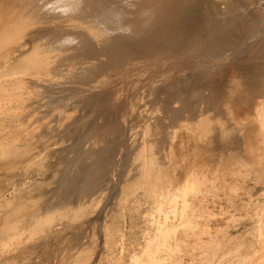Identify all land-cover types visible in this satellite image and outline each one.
I'll return each instance as SVG.
<instances>
[{"label":"rangeland","instance_id":"rangeland-1","mask_svg":"<svg viewBox=\"0 0 264 264\" xmlns=\"http://www.w3.org/2000/svg\"><path fill=\"white\" fill-rule=\"evenodd\" d=\"M166 1L149 32L129 41L149 38L167 59L165 53L160 62L158 56L144 59L135 53L125 56L119 67L100 64L89 78L94 86L89 79L71 76V49L44 53L46 36L53 33L49 26L58 28L59 22L27 16L13 24L6 12L11 26L7 32L5 13L0 15V29L7 32L0 30V264H264V0ZM93 23V30L87 29L88 23L73 25L85 27L101 47L109 33ZM96 37L101 38L98 43ZM194 43L211 49L192 56L186 49ZM34 46L41 52L38 65L32 61ZM180 208L186 210L181 214ZM10 224H15L13 230ZM160 228H167L168 235Z\"/></svg>","mask_w":264,"mask_h":264},{"label":"bare ground","instance_id":"bare-ground-1","mask_svg":"<svg viewBox=\"0 0 264 264\" xmlns=\"http://www.w3.org/2000/svg\"><path fill=\"white\" fill-rule=\"evenodd\" d=\"M208 1V0H207ZM235 1V0H234ZM247 1V0H246ZM165 2H167L166 0H1L0 1V15H2L3 13H5L4 15H5V20H7V22L6 23H4V26H6V24L8 25V19H10V18H8V17H11V19H13L14 21H9V22H13V24H14V22L16 21L17 22V20L18 21H20L21 19L23 20V17L25 18H27V16H28V19H30V18H34V20L35 19H38V21H40L41 19H43V20H52L51 22H53V21H55V23L57 22V24H58V22H59V24H58V28H57V26H55L56 27V29L54 30V28L55 27H51V26H49L50 28H52V34H44L43 36H44V38H45V35H47L46 36V41H45V43L44 44H46L45 45V47L43 48L44 49V53L45 52H47V54L48 53H51V52H53V51H55L56 52V50H60V52H61V54H63L62 52V50H69V49H71L72 50V56L70 57L72 60H73V64H70V65H72V66H74V67H72V66H70L69 65V67H70V69H71V67H72V69L74 68V71L72 72V77H74V78H79V79H82V80H88L89 78H90V76H91V74H94V70H92L93 68H95V67H98L100 64L102 65H104V67H105V65H110V66H114V64H118V66L117 67H119V65L123 62V64H124V57L126 56H128L129 55V58H130V56L131 57H133V55H136V54H139L141 57H154V56H158V58H159V60L157 59V57H156V60H158V62H160V59L162 58V55L164 54V56H163V58L165 57V55H166V52L165 51H162V49L161 48H159L158 46H154V44L153 43H151V41H149L150 39L149 38H145V39H142L141 37H139L140 36V34H143V33H146V30H148L151 26H152V23H153V21H152V19H155V18H158L156 15L163 9V7L165 6H163V4L165 3ZM211 2V1H210ZM212 2H213V0H212ZM231 2V1H230ZM229 2V3H230ZM197 4V3H196ZM199 4H201L202 5V3H199ZM234 4V3H233ZM1 5H4L6 8H4V6H1ZM195 5V4H194ZM251 5V4H250ZM170 6V5H169ZM209 6V5H208ZM213 6V5H212ZM229 6V5H228ZM228 6H226V7H228ZM187 7V6H186ZM220 7V6H219ZM189 8V7H188ZM190 8H192V7H190ZM194 8H195V6H194ZM215 8V7H214ZM228 8H230V7H228ZM227 8V9H228ZM232 8V7H231ZM234 8V7H233ZM202 10V9H201ZM215 10V9H214ZM174 11V10H173ZM188 11H189V9H188ZM231 11V10H230ZM235 11V10H234ZM9 13L8 14V17H7V13ZM185 12V11H184ZM212 12H213V10H212ZM192 13H193V10H192ZM222 13V12H221ZM220 13V14H221ZM234 13V12H233ZM233 13H232V15H233ZM167 14V13H166ZM176 14V13H175ZM175 14H174V16H175ZM180 14V13H179ZM201 14V13H200ZM226 14V13H225ZM3 15V16H4ZM189 14H187V16H188ZM195 15H198V14H195ZM219 15V14H218ZM222 15V14H221ZM230 15V14H229ZM231 15V16H232ZM246 15V14H245ZM257 15V14H256ZM178 16V15H177ZM190 16V15H189ZM202 16V15H201ZM209 16V15H208ZM214 16V15H213ZM223 16V15H222ZM228 16V14L225 16V17H227ZM30 17V18H29ZM183 17V16H182ZM186 17V16H185ZM198 17V16H197ZM207 17V16H206ZM210 17V16H209ZM230 17V16H229ZM228 17V18H229ZM245 17V16H244ZM250 17V16H249ZM1 18V17H0ZM3 18V17H2ZM173 18V17H172ZM171 18V19H172ZM184 18V17H183ZM196 18V17H195ZM220 18V17H219ZM235 18V17H234ZM233 18V19H234ZM264 18V17H263ZM27 19V20H28ZM197 19V18H196ZM232 19V20H233ZM2 20V19H1ZM4 20V21H5ZM31 20V19H30ZM184 20V19H183ZM182 20V21H183ZM186 20H188V19H186ZM231 20V21H232ZM247 20V19H246ZM3 21V20H2ZM2 21H0V23L2 22ZM189 21H190V18H189ZM197 21V20H196ZM226 21V20H225ZM264 21V20H263ZM27 22V21H26ZM36 22V21H35ZM41 22V21H40ZM45 22V21H44ZM47 22V21H46ZM60 22L61 23H63V24H61V25H63V27H61L60 26ZM67 22V23H66ZM95 23L96 25H98V26H100V28H102L104 31H106V32H108L109 33V36L106 34V35H104V36H107L106 38L103 36V35H101L102 37H104V38H102V39H104V44H100L101 45V47L100 46H98V45H95L92 41H91V39L89 38L90 37V35H89V31H87V30H84L85 29V27H84V29H80V28H77L76 27V23H78V25H79V27H80V25H82L83 23H85V25H86V23H88V25L86 26V27H88L87 29L89 30L90 29V27L92 26H90L89 25V23ZM166 22V21H165ZM199 22H201V21H199ZM246 22V21H245ZM22 23H23V21H22ZM21 23V24H22ZM28 23V22H27ZM50 23V22H49ZM70 25H69V24ZM93 23V24H94ZM156 23V22H155ZM164 23V22H163ZM168 23H170V22H168ZM175 23V22H174ZM177 23V22H176ZM187 23V22H186ZM203 23V22H202ZM207 23V22H206ZM213 23V22H212ZM211 23V24H212ZM221 23V22H220ZM259 23V22H258ZM16 24V23H15ZM29 24V23H28ZM32 24V23H31ZM43 24V23H42ZM45 24V23H44ZM57 24H54V25H57ZM64 24L68 27V25H69V27L68 28H65L64 27ZM68 24V25H67ZM73 24H76V25H73ZM149 24H151L149 27H148V25ZM181 24V23H180ZM180 24H178V25H180ZM184 24V23H183ZM194 24V23H193ZM235 24H236V22H235ZM253 24V23H252ZM256 24H257V22H256ZM1 25L3 26V23H1ZM12 25V24H11ZM49 25V24H48ZM51 25V24H50ZM84 25V24H83ZM84 25V26H85ZM96 25H94L95 27H96ZM199 25V24H198ZM1 26V27H2ZM9 26H10V24L8 25V28L6 29L7 30V32H9ZM21 25H19V27H20ZM25 26V25H24ZM41 26V25H40ZM42 26H44V25H42ZM41 26V27H42ZM186 26V25H185ZM7 27V26H6ZM11 27V26H10ZM17 27H18V25H17ZM45 27H47V26H45ZM49 27H47V28H49ZM147 27H148V29H147ZM170 27V26H169ZM219 27V26H218ZM235 27V26H234ZM238 27V26H237ZM236 27V28H237ZM60 28V29H59ZM65 28V29H64ZM99 28V27H98ZM192 28V27H191ZM213 28V27H212ZM221 28V27H220ZM229 28H230V26H229ZM260 28V27H259ZM264 28V27H263ZM15 29V28H14ZM25 29V28H24ZM32 29V28H31ZM58 29V30H57ZM91 29H92V27H91ZM90 29V30H91ZM173 29H175V28H173ZM217 29V28H216ZM222 29H225V28H222ZM0 30H2V31H4V27H3V29H0ZM5 30V31H6ZM12 30V29H11ZM10 30V31H11ZM93 30V29H92ZM95 30V29H94ZM100 29H98V32H100L99 31ZM186 30V29H185ZM188 30V29H187ZM195 30V29H194ZM227 30V29H226ZM236 30V29H235ZM4 31V32H5ZM22 31V30H21ZM28 31V30H27ZM38 31V30H37ZM172 31V30H171ZM191 31H192V29H191ZM219 31V30H218ZM223 31V30H222ZM240 31V30H239ZM1 32V31H0ZM7 32H5V34L7 35ZM47 32V31H46ZM45 32V33H46ZM63 32V33H62ZM102 32V31H101ZM148 32H149V30H148ZM183 32V31H182ZM217 32V31H216ZM233 32V31H232ZM3 33V32H2ZM2 33H0V34H2ZM41 33V32H40ZM62 33V34H61ZM95 33V32H94ZM105 33V32H104ZM113 33V34H112ZM186 33V32H185ZM236 33V32H235ZM18 34V33H17ZM181 34V33H180ZM189 34V33H188ZM202 34V33H201ZM203 34H204V32H203ZM5 35V36H6ZM10 35V34H9ZM35 35V34H34ZM94 35H96V34H94ZM98 35V34H97ZM137 35H139L138 37H136L138 40H134L135 39V37L134 36H137ZM144 35V34H143ZM237 35V34H236ZM1 36V35H0ZM2 36H4L3 34H2ZM41 36V35H40ZM49 36V37H48ZM92 36V35H91ZM142 36V35H141ZM152 36H154V35H152ZM168 36V35H167ZM176 36H178V35H176ZM185 36H187V35H185ZM12 37V36H11ZM35 37V36H34ZM48 37V38H47ZM99 37V36H98ZM98 37H96L95 38V40L96 39H98ZM132 37H134V41H129L130 40V38L132 39ZM202 37V36H201ZM219 37V36H218ZM239 37V36H238ZM256 37V36H255ZM93 38V37H92ZM139 38H141V39H139ZM183 38H184V36H183ZM197 38V37H196ZM242 38V37H241ZM240 38V39H241ZM250 38V37H249ZM2 39H4V38H2ZM8 39V38H7ZM94 39V38H93ZM100 40H101V38H99ZM147 39H149V40H147ZM252 39V38H251ZM261 39V38H260ZM5 40V39H4ZM12 40V39H11ZM99 40V41H100ZM151 40H152V37H151ZM213 40V39H212ZM44 41V40H43ZM97 41V40H96ZM95 41V42H96ZM99 41H97V43L99 42ZM246 41V40H245ZM249 41H250V39H249ZM197 42V41H196ZM211 42V41H210ZM216 42V41H215ZM240 42V41H239ZM42 43V42H41ZM96 43V44H97ZM102 43H103V41H102ZM183 43V42H182ZM185 43V42H184ZM231 43V42H230ZM238 43V42H237ZM243 43H245V42H243ZM248 43V42H247ZM256 43V42H255ZM5 44V43H4ZM37 44V43H36ZM180 44V43H179ZM195 45L193 46V44L192 45H190L189 46V48L188 49H186L187 50V52L190 54V53H192V56H193V54H195L196 56H198V55H205V54H207L208 53V49H211V48H206L204 45H202V44H200L199 45V43H198V45H196L197 43H194ZM26 45V44H25ZM32 45V44H31ZM30 45V46H31ZM42 45V44H41ZM239 45V44H238ZM256 45V44H255ZM2 46V45H1ZM0 46V47H1ZM17 46V45H16ZM165 46V45H164ZM184 46V45H183ZM216 46V45H215ZM248 46V45H247ZM21 47V46H20ZM19 47V48H20ZM17 48V47H16ZM34 48H35V46H34ZM33 48V49H34ZM169 48V47H168ZM176 48V47H175ZM233 48V47H232ZM241 48V47H240ZM248 48V47H247ZM13 49V48H12ZM32 49V50H33ZM40 49V48H39ZM38 48H35L34 50H33V52L34 53H32L33 54V57H32V61L34 62L35 61V64L36 65H38V63H41L40 61L37 63L36 62V60L38 61V58L40 57V54H41V52H39L38 50H39ZM164 49V48H163ZM221 49V48H220ZM242 49H244L243 47H242ZM246 49V48H245ZM11 50V49H10ZM21 50V49H20ZM42 50V49H41ZM40 50V51H41ZM166 50V49H165ZM170 50V49H169ZM186 50H183V51H185V53H182V55L183 54H187L186 53ZM231 50V49H230ZM236 50V49H235ZM248 50V49H247ZM23 51V50H22ZM182 51V52H183ZM232 51V50H231ZM27 52V51H26ZM59 52V51H58ZM172 52V51H171ZM225 52H227V50H225ZM242 52V51H241ZM18 53V52H17ZM42 53H43V50H42ZM67 53V52H66ZM136 53V54H135ZM170 53V52H169ZM215 53H218V51L217 52H215ZM213 54L214 56H217V55H219V54ZM219 53H220V55H221V52L219 51ZM12 54V53H11ZM16 54V53H15ZM46 54V53H45ZM54 54V52L51 54V55H53ZM60 54V53H59ZM229 54V53H228ZM244 54V53H243ZM65 55V54H64ZM181 55V54H180ZM231 55V54H230ZM249 55H251V54H249ZM16 56V55H15ZM44 56V55H43ZM43 56H41L42 58H43ZM55 56V55H54ZM65 56H67V55H65ZM105 56V57H104ZM175 56V55H174ZM178 56V55H177ZM191 56V57H192ZM195 56V57H196ZM209 56V55H208ZM244 56V55H243ZM248 56V55H247ZM260 56V55H259ZM263 56V55H262ZM45 57H47V56H45ZM60 57H61V55H60ZM64 57V56H63ZM135 57V56H134ZM168 57H170V55H168ZM172 57V56H171ZM180 57V56H179ZM187 57V56H186ZM190 57V58H191ZM194 57V58H195ZM236 57H238V56H236ZM251 57V56H250ZM51 58H54V57H51ZM67 58H68V56H67ZM67 58H65L64 57V59H67ZM70 58H69V60H70ZM102 58H103V60L106 58V60H104V61H102ZM162 58V59H163ZM176 58V57H175ZM205 58V57H204ZM212 58V57H211ZM247 58V57H246ZM252 58V57H251ZM257 58V57H256ZM26 59V58H25ZM34 59V60H33ZM57 59V58H56ZM128 59V58H127ZM126 59V60H127ZM135 59H137V58H135ZM145 59V58H144ZM164 59H167V58H164ZM177 59V58H176ZM189 59V58H188ZM214 59V58H213ZM212 59V60H213ZM244 59V58H243ZM250 59V58H249ZM262 59V58H261ZM76 60V61H75ZM93 60H96L97 61V63H94L93 62ZM251 60V59H250ZM252 60H254V59H252ZM44 61V60H43ZM45 61H46V59H45ZM61 61V60H60ZM67 62V61H65V60H62V62ZM71 61V60H70ZM128 61V60H127ZM127 61H126V63H127ZM148 61V60H147ZM178 61V60H177ZM234 61V60H233ZM4 62V61H3ZM164 62H165V60H164ZM180 62V61H179ZM218 62V61H217ZM237 62H239V61H237ZM250 62V61H249ZM248 62V63H249ZM17 63V62H16ZM31 64H33L32 62H30ZM51 63V62H50ZM167 63V62H166ZM174 64H175V62H173ZM2 64V63H1ZM4 64V63H3ZM30 64V65H31ZM63 64V63H62ZM65 64V63H64ZM69 64V63H68ZM122 64V65H123ZM168 64V63H167ZM211 64V63H210ZM226 64H227V62H226ZM240 64V63H239ZM242 64V63H241ZM240 64V65H241ZM42 65V64H41ZM127 65V64H126ZM126 65H125V67H126ZM233 65H235V63L233 64ZM244 65V64H243ZM1 66V65H0ZM9 66V65H8ZM7 66V67H8ZM24 66V65H23ZM62 66V65H61ZM64 66V65H63ZM62 66V67H63ZM68 66V65H67ZM112 66V67H113ZM187 66V65H186ZM226 66V65H225ZM236 66V65H235ZM242 66V65H241ZM260 66V65H259ZM3 67V66H2ZM4 67L5 68H7L5 65H4ZM17 67V66H16ZM107 67V66H106ZM117 67H114V69H116L117 70ZM122 67V66H121ZM171 67H172V65H171ZM227 67V66H226ZM225 67V68H226ZM1 68V67H0ZM4 68V69H5ZM41 68V67H40ZM59 68H61L60 66H59ZM68 68V67H67ZM124 68V67H123ZM235 68V67H234ZM233 68V69H234ZM3 69V68H2ZM1 69V70H2ZM11 69V68H10ZM15 69H17V68H15ZM24 69V68H23ZM30 69H31V67H30ZM69 69V70H70ZM97 70H98V68H96ZM101 69V68H100ZM118 69H120V68H118ZM159 69H160V66H159ZM158 69V70H159ZM1 70H0V75H1ZM37 70V69H36ZM35 70V72H37ZM61 70V69H60ZM67 70V69H66ZM104 70V69H103ZM106 70V69H105ZM126 70V69H125ZM162 70V69H161ZM180 70V69H179ZM178 70V71H179ZM213 70V69H212ZM248 70V69H247ZM255 70H256V68H255ZM3 71V70H2ZM7 71V70H6ZM47 71H48V69H47ZM57 71V70H56ZM100 71H102V70H100ZM156 71V70H155ZM172 71V70H171ZM195 71H197V70H195ZM249 71V70H248ZM33 72H34V70H33ZM55 72V71H54ZM68 72V71H67ZM93 72V73H92ZM204 72H206V71H204ZM260 72V71H259ZM3 73V72H2ZM6 73V72H5ZM59 73V72H58ZM63 73V72H62ZM110 73V72H109ZM116 72L114 71V74H115ZM153 73V72H152ZM201 73H202V71H201ZM207 73H208V71H207ZM210 73H212V71H209V75H210ZM217 73V72H216ZM258 73V72H257ZM257 73H255V74H257ZM12 74V73H11ZM60 74V73H59ZM98 74H100L101 75V73H98ZM142 74V73H141ZM165 74V73H164ZM163 74V75H164ZM213 74V73H212ZM3 75V74H2ZM9 75V74H8ZM7 75V76H8ZM99 75V76H100ZM110 75V74H109ZM138 75V74H137ZM140 75V74H139ZM156 75V74H155ZM162 75V76H163ZM172 75V74H171ZM12 76H13V74H12ZM20 76V75H19ZM58 76V75H57ZM60 76V75H59ZM70 76V77H71ZM131 76V75H130ZM189 76V75H188ZM202 76V75H201ZM200 76V77H201ZM206 76V75H205ZM2 77V76H1ZM94 77H95V79H96V75H94ZM103 77H104V75H103ZM154 77V76H153ZM157 77V76H156ZM169 77V76H168ZM173 77V76H172ZM212 77H214V75L212 76ZM223 77V76H222ZM67 78H69V77H67ZM93 78V77H92ZM152 78V77H151ZM170 78V77H169ZM197 78V77H196ZM199 78V77H198ZM2 79V78H1ZM0 79V80H1ZM101 79H102V77H101ZM108 79V78H107ZM156 79V78H155ZM163 79V78H162ZM209 79V78H208ZM208 79H204V82H205V80L206 81H208ZM217 79V78H216ZM222 79V78H221ZM90 80V79H89ZM92 80V79H91ZM90 80V82L92 83V81ZM98 80H100V79H98ZM110 80V79H109ZM169 80V79H168ZM214 80H215V78H214ZM219 80V79H218ZM249 80V79H248ZM61 81V80H60ZM94 81H96L97 82V80H93V82ZM101 81V80H100ZM152 81V80H151ZM194 81V80H193ZM203 81V80H202ZM210 81V80H209ZM250 81V80H249ZM71 82V81H70ZM69 82V83H70ZM74 82V81H73ZM84 83H85V81H83ZM159 82H161V81H159ZM164 82V81H163ZM211 82H213V81H211ZM219 82V81H218ZM230 82V81H229ZM250 82H253L252 80L250 81ZM52 83V82H51ZM80 84V82H77V84ZM87 83H88V81H87ZM133 83V82H132ZM174 83V82H173ZM256 83V82H255ZM78 84V85H79ZM82 84V83H81ZM80 84V85H81ZM95 84V83H94ZM106 84V83H105ZM150 84V83H149ZM155 84H156V81H155ZM162 84V83H161ZM204 84V83H203ZM230 84V83H229ZM247 84V83H246ZM251 84V83H250ZM253 84V83H252ZM84 85H86V83L84 84ZM88 86H89V84H87ZM92 85H93V83H92ZM96 85H98V84H96ZM96 85H95V87H96ZM100 85V84H99ZM157 85V84H156ZM201 85V84H200ZM209 85V84H208ZM213 85V84H212ZM94 86V85H93ZM119 86V85H118ZM123 86H125V82H124V85ZM129 86V85H128ZM147 86V85H146ZM157 86H159V84L157 85ZM192 86H193V84H192ZM205 86V85H204ZM203 86V87H204ZM242 86V85H241ZM85 87V86H84ZM171 87V86H170ZM178 87V86H177ZM185 87H186V85H185ZM195 87V86H194ZM208 87V86H207ZM217 87V86H216ZM129 88V87H128ZM143 88V87H142ZM148 88V87H147ZM146 88V89H147ZM151 88V87H150ZM149 88V89H150ZM172 88V87H171ZM221 88V87H220ZM259 88V87H258ZM61 89V88H60ZM87 89V88H86ZM100 89H101V87H100ZM119 89V88H118ZM152 89V88H151ZM177 89V88H176ZM182 89V88H181ZM185 89V88H184ZM216 89V88H215ZM225 89V88H224ZM223 89V90H224ZM114 90H115V88H114ZM122 90V89H121ZM126 90V89H125ZM153 90V89H152ZM160 90V89H159ZM171 90V89H170ZM192 90V89H191ZM244 90V89H243ZM87 91V90H86ZM96 91V90H95ZM113 91V90H112ZM135 91V90H134ZM168 91V90H167ZM38 92V91H37ZM111 92V91H110ZM146 92H147V90H146ZM145 92V93H146ZM151 93V91H148V93ZM169 92L170 91H168V94H169ZM218 92V91H217ZM249 92V91H248ZM87 94H88V92H86ZM115 93H117V92H115ZM133 93V92H132ZM144 93V94H145ZM201 93V92H200ZM214 93V92H213ZM221 93V92H220ZM256 93V92H255ZM259 93V92H258ZM54 94V93H53ZM152 94V93H151ZM150 94V95H151ZM212 94V93H211ZM251 94V93H250ZM56 95V94H55ZM111 95H112V93H111ZM134 95H136V94H134ZM149 95V94H148ZM160 95V94H159ZM198 95V94H197ZM216 95V94H215ZM255 95V94H254ZM86 96V95H85ZM131 96H133V95H131ZM210 97H211V95H209ZM235 96H237V95H235ZM157 97V96H156ZM166 98H167V96H165ZM182 97V96H181ZM68 98V97H67ZM131 98V97H130ZM153 98H155V97H153ZM164 98V97H163ZM212 98V97H211ZM215 98H217V97H215ZM26 99V98H25ZM115 100V99H114ZM136 100V99H135ZM138 100V99H137ZM149 100H150V98H149ZM235 100V99H234ZM236 100H238V99H236ZM235 100V101H236ZM40 101V100H39ZM102 101V100H101ZM151 101V100H150ZM154 101H155V99H154ZM168 101V100H167ZM196 101V100H195ZM194 101V102H195ZM204 101V100H203ZM216 101V100H215ZM219 101V100H218ZM172 102V101H171ZM212 102V101H211ZM251 102V101H250ZM255 102V101H254ZM73 103V102H72ZM174 103V102H173ZM183 103V102H182ZM236 103V102H235ZM237 103H239L238 101H237ZM241 103V102H240ZM248 103V102H247ZM29 104V103H28ZM75 104V103H74ZM156 104V103H155ZM163 104V103H162ZM164 104H166L165 103V101H164ZM167 104H169V103H167ZM207 104H208V102H207ZM216 104V103H215ZM34 105V104H33ZM124 105V104H123ZM208 105H210V104H208ZM212 105V104H211ZM250 105V104H249ZM47 106V105H46ZM111 106V105H110ZM118 106V105H117ZM126 106V105H125ZM160 106H161V104H160ZM163 106V105H162ZM191 107V106H190ZM208 107V106H207ZM243 107H245V106H243ZM250 107V106H249ZM109 108V107H108ZM113 108H116V107H113ZM112 108V109H113ZM129 108V107H128ZM160 108V107H159ZM210 108H212V107H210ZM213 108H215V107H213ZM248 108V107H247ZM41 109V108H40ZM123 109V108H122ZM249 109V108H248ZM251 109V108H250ZM74 110V109H73ZM164 110V109H163ZM172 110V109H171ZM175 110V109H174ZM215 110V109H214ZM219 110V109H218ZM118 111V110H117ZM125 111V110H124ZM159 111V110H158ZM168 111V110H167ZM187 111H189V110H187ZM192 111V110H191ZM190 111V112H191ZM194 111V110H193ZM192 111V112H193ZM222 111V110H221ZM251 111V110H250ZM52 112V111H51ZM177 112V111H176ZM214 112V111H213ZM62 113V112H61ZM116 113V112H115ZM133 113V112H132ZM169 113V112H168ZM199 113V112H198ZM203 113V112H202ZM202 113H200V114H202ZM207 113V112H206ZM216 113V112H215ZM218 113H220L219 111H218ZM54 114V113H53ZM194 114H196V113H194ZM223 115L225 114V113H222ZM26 115V114H25ZM112 115V114H111ZM174 115V114H173ZM192 115V114H191ZM203 115V114H202ZM215 115V114H214ZM226 115V114H225ZM27 116V115H26ZM25 116V117H26ZM61 116V115H60ZM75 116V115H74ZM167 116V115H166ZM184 116V115H183ZM194 116V115H193ZM197 116H199V115H197ZM204 116H205V114H204ZM180 117V116H179ZM178 117V118H179ZM4 118V117H3ZM22 119H23V117H21ZM136 118V117H135ZM163 118V117H162ZM173 118V117H172ZM176 118V117H175ZM167 119V118H166ZM177 119V118H176ZM210 119H211V117H210ZM219 119V118H218ZM222 119V118H221ZM73 120V119H72ZM135 120H138V119H135ZM162 120V119H161ZM203 120V119H202ZM206 120V119H205ZM246 120V119H245ZM35 121V120H34ZM224 121H226V120H224ZM228 121V120H227ZM4 122V121H3ZM211 122V121H210ZM74 123V122H73ZM174 123H177V122H174ZM201 123H202V121H201ZM204 123V122H203ZM202 123V124H203ZM219 123H221V122H219ZM227 123V122H226ZM64 124V123H63ZM75 124V123H74ZM125 124V123H124ZM250 124V123H249ZM170 125V124H169ZM201 125V124H200ZM109 126V125H108ZM135 126V125H134ZM203 126H204V124H203ZM21 127V126H20ZM214 127V126H213ZM59 128V127H58ZM72 128V127H71ZM170 128V127H169ZM215 128V127H214ZM238 128V127H237ZM237 128H236V130H237ZM113 129V128H112ZM208 129V128H207ZM234 129V128H233ZM84 130V129H83ZM114 130V129H113ZM123 130V129H122ZM168 130V129H167ZM209 131H210V129H208ZM226 130H228V129H226ZM10 131V130H9ZM207 131V130H206ZM233 131V130H232ZM68 132V131H67ZM128 132V131H127ZM235 132V131H234ZM112 133V132H111ZM231 133V132H230ZM229 133V134H230ZM261 133V135H263L262 134V132H260ZM12 134H14V133H12ZM68 134H70L69 132H68ZM98 134V133H97ZM103 134V133H102ZM145 134V133H144ZM15 135H17V134H15ZM66 135V134H65ZM71 135V134H70ZM110 135V134H109ZM164 135V134H163ZM232 135V134H231ZM21 136V135H20ZM73 136V135H72ZM90 136V135H89ZM101 136V135H100ZM139 136V135H138ZM58 137V136H57ZM85 137V136H84ZM97 137V136H96ZM103 137V136H102ZM234 137V136H233ZM8 138V137H7ZM49 139V138H48ZM82 139V138H81ZM212 139V138H211ZM233 139V138H232ZM15 140V139H14ZM241 139H239V141H240ZM71 141V140H70ZM131 141V140H130ZM234 141H235V139H234ZM242 141V140H241ZM78 142V141H77ZM85 142V141H84ZM231 142V141H230ZM233 142V141H232ZM106 143V142H105ZM153 143V142H152ZM237 144H239L238 142H236ZM80 144V143H79ZM143 144V143H142ZM228 144H229V142H228ZM233 144V143H232ZM236 144V145H237ZM91 145V144H90ZM234 145H235V143H234ZM240 145V144H239ZM114 146V145H113ZM112 146V147H113ZM238 146V145H237ZM241 146V145H240ZM15 147V146H14ZM73 148V147H72ZM231 148V147H230ZM241 150H242V148L241 147H239ZM239 148H237L236 147V149H239ZM75 149V148H74ZM84 149V148H83ZM86 149V148H85ZM145 149V148H144ZM240 149H239V151H240ZM72 150V149H71ZM93 150V149H92ZM124 150V149H123ZM130 150V149H129ZM90 151V150H89ZM110 151V150H109ZM141 151V150H140ZM143 151V150H142ZM72 152V151H71ZM98 152V151H97ZM144 152V151H143ZM152 152V151H151ZM78 153V152H77ZM101 153V152H100ZM131 153V152H130ZM87 154V153H86ZM146 154V153H145ZM237 154H238V152H237ZM78 155H79V153H78ZM88 155H90V154H88ZM88 155H86V157H88ZM106 155V154H105ZM140 155V154H139ZM152 155V154H151ZM235 155V154H234ZM101 156H102V154H101ZM142 156V155H141ZM225 156V155H224ZM95 157V156H94ZM93 157V158H94ZM97 157V156H96ZM103 157H105L104 155H103ZM137 157V156H136ZM145 157V156H144ZM143 157V158H144ZM150 157V156H149ZM229 157V156H228ZM76 158H78V157H76ZM82 158V157H81ZM92 158V157H91ZM222 158V157H221ZM31 159V158H30ZM109 159V158H108ZM128 159V158H127ZM132 159V158H131ZM146 159V158H145ZM74 160V159H73ZM85 160V159H84ZM97 160V159H96ZM104 160V159H103ZM106 160V159H105ZM140 160V159H139ZM225 160V159H224ZM72 161V160H71ZM99 161V160H98ZM119 161V160H118ZM142 161V160H141ZM145 161V160H144ZM245 161V160H244ZM74 162V161H73ZM86 162H87V158H86ZM86 162L84 163V162H81V163H83V164H86ZM115 162V161H114ZM113 162V163H114ZM136 162V161H135ZM149 162V161H148ZM80 163V164H81ZM92 163V162H91ZM116 163V162H115ZM121 163V162H120ZM138 163V162H137ZM144 163V162H143ZM239 163V162H238ZM65 164V163H64ZM78 164H79V162H78ZM82 164V165H83ZM126 164V163H125ZM134 164V163H133ZM249 164V163H248ZM247 164V165H248ZM67 165V164H66ZM81 165V166H82ZM137 165V164H136ZM140 166H141V164H139ZM146 165V164H145ZM144 165V166H145ZM151 165V164H150ZM68 166V165H67ZM71 165H69L68 167H70ZM77 166V165H76ZM75 166V167H76ZM80 166V165H79ZM102 166V165H101ZM119 166V165H118ZM117 166V167H118ZM127 166V165H126ZM72 167L74 168V166L72 165ZM78 167V166H77ZM97 167V166H96ZM107 167V166H106ZM113 167H115V164H114V166ZM129 167V166H128ZM246 167V166H245ZM73 168H71L70 167V169H73ZM129 168H131V167H129ZM145 168V167H144ZM209 168V167H208ZM225 168V167H224ZM79 169V168H78ZM106 169V168H105ZM134 169H135V167H134ZM133 169V170H134ZM137 169H139V167L137 168ZM74 170V169H73ZM73 170H71V171H73ZM83 170V169H82ZM81 170V171H82ZM141 170V169H140ZM139 170V171H140ZM70 171V170H69ZM79 171L80 170H78L77 171V173L76 174H78L79 173ZM80 171V172H81ZM85 170H83V172H84ZM106 171V170H105ZM105 171H104V173H105ZM126 171V170H125ZM139 171L136 173V174H138L139 173ZM144 171H145V169H144ZM225 171V170H224ZM64 172V171H63ZM66 172H68L67 171V168H66V171H65V174H67ZM237 172V171H236ZM72 173V172H71ZM73 173H75V172H73ZM90 173V172H89ZM153 173H155V172H153ZM101 174V173H100ZM132 174H134V172L132 173ZM131 174V175H132ZM197 174V173H196ZM71 175H73V174H71ZM135 175V174H134ZM63 176H64V173H63ZM79 176V175H78ZM85 177H86V175H84ZM133 176V175H132ZM66 177V176H65ZM126 177V176H125ZM129 177V176H128ZM131 177V176H130ZM138 178H139V176H137ZM158 177V176H157ZM261 177V176H260ZM67 178H68V176H67ZM66 178V179H67ZM74 178V177H73ZM84 178V177H83ZM88 179L87 180H89V177H87ZM108 178V177H107ZM106 178V179H107ZM119 178V177H118ZM132 178V177H131ZM131 178H130V180H131ZM180 178V177H179ZM65 179V180H66ZM75 179V178H74ZM85 179V178H84ZM91 179L93 180V178H92V176H91ZM97 179V178H96ZM95 179V180H96ZM178 179V178H177ZM218 179V178H217ZM59 180V179H58ZM61 180V179H60ZM59 180V181H60ZM81 180V179H80ZM80 180H79V182H80ZM87 180H85V181H87ZM126 179H124L123 181V183L124 184H126L127 183V181H128V179L125 181ZM139 180V179H138ZM147 180V179H146ZM194 180H196V179H194ZM62 181V180H61ZM75 181V180H74ZM84 180L82 179V182H83ZM102 181V180H101ZM122 181V180H121ZM142 181V180H141ZM188 181H189V179H188ZM55 182V181H54ZM66 182V181H65ZM71 182H73V180L71 181ZM77 182V181H76ZM79 182H77V183H79ZM94 182V181H93ZM136 182H137V180H136ZM139 182V181H138ZM154 182V181H153ZM195 182V181H194ZM59 183H61V182H59ZM69 183V182H68ZM68 183H66V184H68ZM74 183V182H73ZM72 183V184H73ZM83 183H85V182H83ZM196 183V182H195ZM194 183V184H195ZM228 183V182H227ZM72 184H70V185H72ZM92 184V183H91ZM101 184V183H100ZM112 184H114V183H112ZM162 184V183H161ZM184 184V183H183ZM186 184H187V182H186ZM192 184H193V182H192ZM191 184V185H192ZM61 185H63L64 186V184H61ZM78 185V184H77ZM77 185H76V187H77ZM84 185V184H83ZM117 185V184H116ZM129 185V184H128ZM132 185H133V183H132ZM188 185H189V183H188ZM196 185V184H195ZM201 185V184H200ZM200 185H199V187H200ZM65 186H67V185H65ZM75 186V185H74ZM80 186V185H79ZM85 186V185H84ZM93 186V185H92ZM96 186V185H95ZM180 186V185H179ZM194 186V185H193ZM192 186V187H193ZM211 186V185H210ZM60 187V186H59ZM100 187V186H99ZM181 187V186H180ZM204 187V186H203ZM67 188V187H66ZM66 188H64L63 189V191L65 190L66 192H63V193H66L67 194V190H66ZM68 188H70V187H68ZM89 188H90V186H89ZM92 188V187H91ZM155 188V187H154ZM187 188H188V186H187ZM191 188V187H190ZM208 188V187H207ZM58 189V188H57ZM79 189V188H78ZM81 189V188H80ZM86 189V188H85ZM94 189H96V188H94ZM182 189V188H181ZM180 189V190H181ZM194 189V188H193ZM49 190V189H48ZM56 190V189H55ZM62 190V189H61ZM72 190V189H71ZM86 190H88V189H86ZM98 190V189H97ZM126 191H127V189H125ZM149 190H150V188H149ZM196 190V189H195ZM206 190V189H205ZM78 191H80V190H78ZM81 191H82V189H81ZM90 191V190H89ZM92 191V190H91ZM95 191V190H94ZM99 191V190H98ZM172 191H174V190H172ZM199 191V190H198ZM58 192V191H57ZM59 192H60V189H59ZM76 192V191H75ZM101 192H102V190H101ZM105 192V191H104ZM168 192V191H167ZM175 192V191H174ZM192 192V191H191ZM229 192V191H228ZM71 193V192H70ZM80 193V192H79ZM180 193V192H179ZM186 193H188L187 192V190H186ZM185 193V194H186ZM190 193V192H189ZM193 193V192H192ZM191 193V194H192ZM57 194H59V193H57ZM62 194V193H61ZM61 194H59V196L61 195ZM69 194V193H68ZM73 194V193H72ZM71 194V195H72ZM84 194H86V192L84 193ZM88 194V193H87ZM168 194V193H167ZM181 194V193H180ZM196 194V193H195ZM62 195H65V194H62ZM76 195H78V192H77V194ZM83 195V194H82ZM94 195V194H93ZM98 195V194H97ZM169 195V194H168ZM189 195V194H188ZM56 196V195H55ZM73 196L74 195H72V198H73ZM96 196V195H95ZM181 196V195H180ZM186 197H187V195H185ZM198 196V195H197ZM63 199H64V197L63 196H61ZM65 197H68V196H65ZM75 197V196H74ZM86 198H85V203H86V200H87V197L88 196H85ZM92 197V196H91ZM183 196H181V198H182ZM61 198V199H62ZM175 198H177V197H175ZM185 198V197H184ZM183 198V199H184ZM68 199H69V197H68ZM78 199H80V198H78ZM96 199V198H95ZM115 199V198H114ZM123 199V198H122ZM178 199H180V198H178ZM65 200V199H64ZM71 200V199H70ZM72 200H74V198L72 199ZM75 200H77L76 199V197H75ZM172 200V199H171ZM170 200V201H171ZM56 202H57V200H55ZM66 201V200H65ZM79 202H81V199L80 200H78ZM126 201V200H125ZM174 201V200H173ZM172 201V202H173ZM176 201V200H175ZM174 201V202H175ZM5 202V201H4ZM59 202V201H58ZM57 202V203H58ZM70 202V201H69ZM77 202V201H76ZM92 202H93V200H92ZM169 202V201H168ZM181 202V201H180ZM184 203V206H185V204L186 203H188V202H186V200L185 201H183ZM202 202V201H201ZM54 203V202H53ZM125 203V202H124ZM177 203V202H176ZM190 203V202H189ZM7 204H9L8 202H7ZM23 204V203H22ZM78 204V203H77ZM84 204V203H83ZM91 204V203H90ZM183 204H181V205H183ZM10 205V204H9ZM55 205H57V204H55ZM60 205H62V204H60ZM72 205V204H71ZM81 205H82V203H81ZM85 205V204H84ZM118 205V204H117ZM120 205V204H119ZM126 205V204H125ZM174 205H176L177 206V204H174ZM29 206V205H28ZM49 206V205H48ZM50 206H52L51 204H50ZM65 206H67V205H65ZM78 206H79V204H78ZM88 206V205H87ZM86 206V207H87ZM6 207V206H5ZM175 207V206H174ZM173 207V208H174ZM44 208V207H43ZM64 208V207H63ZM67 208V207H66ZM78 208V207H77ZM79 208H80V206H79ZM6 209V208H5ZM8 209H9V207H8ZM48 209V208H47ZM46 209V211H48ZM49 209H52V208H49ZM57 209V208H56ZM58 209H60V208H58ZM65 209V208H64ZM68 209V208H67ZM176 209V208H175ZM185 208H183V210H184ZM186 209H187V207H186ZM185 209V210H186ZM40 210H42V208L40 209ZM86 210V209H85ZM183 210H181V208H180V211H181V214H182V212H184ZM5 211V210H4ZM65 211H67V210H65ZM71 211V210H70ZM83 211V210H82ZM157 211V210H156ZM171 211V210H170ZM175 211V210H174ZM45 212V211H44ZM55 212V211H54ZM69 212V211H68ZM79 212V211H78ZM84 212V211H83ZM86 212V211H85ZM113 212V211H112ZM160 212V211H159ZM173 212V211H172ZM6 213V212H5ZM7 213H9V212H7ZM13 213H15V212H11V214H13ZM26 213V212H25ZM39 213V212H38ZM43 213V212H42ZM74 213V212H73ZM169 213V212H168ZM176 213V212H175ZM34 214L35 213H33V216L32 217H34L35 218V216H34ZM37 214V213H36ZM40 214V213H39ZM50 215H51V213H49ZM79 214V213H78ZM161 214V213H160ZM7 215V214H6ZM27 215V214H26ZM45 215H46V213H45ZM55 215V214H54ZM174 215H176V214H173V216ZM8 216V215H7ZM6 216V217H7ZM14 216V215H13ZM42 215L40 214V216L39 217H41ZM47 216V215H46ZM62 216V215H61ZM159 216V215H158ZM166 216V215H165ZM181 217H182V215H180ZM37 218H39L38 216H36ZM45 217V216H44ZM50 217V216H49ZM175 217V216H174ZM10 218V217H9ZM14 218V217H13ZM19 218V217H18ZM42 218V217H41ZM46 218V217H45ZM48 218V217H47ZM53 218H55V217H53ZM52 218V219H53ZM160 218V217H159ZM168 218V217H167ZM201 218H202V216H201ZM6 219H8V218H6ZM29 219H32V218H30L29 217ZM181 219V218H180ZM23 220H25V219H23ZM27 220V219H26ZM33 220V219H32ZM36 220V219H35ZM40 220V219H39ZM44 220H46V219H44ZM163 220H164V218H163ZM162 220V221H163ZM168 220H169V218H168ZM174 221H175V219H173ZM10 221H11V219H10ZM10 221H8V222H10ZM30 221V220H29ZM40 221H42V220H40ZM25 222V221H24ZM34 222V221H33ZM46 222V221H45ZM47 222H48V220H47ZM164 222V221H163ZM17 223V222H16ZM29 223V222H28ZM32 223V222H31ZM35 223V225H36V222H34ZM44 223V222H43ZM166 223V222H165ZM164 223V224H165ZM25 224V223H24ZM23 224V225H24ZM39 223H37V225H38ZM41 224H42V222H41ZM41 224H39V230H41L40 229V226H41ZM47 224V223H46ZM57 224V223H56ZM9 225V224H8ZM15 225V224H14ZM13 224H10V228L12 229V227L14 226ZM45 225V224H44ZM50 225V224H49ZM82 225V224H81ZM157 225V224H156ZM166 225V224H165ZM161 226L163 227L164 225L163 224H161ZM160 226V227H161ZM179 226V225H178ZM25 227V226H24ZM24 227H23V229H24ZM27 227H29L28 226V224H27ZM158 227H159V224H158ZM157 226H156V228H158ZM174 227V226H173ZM35 228V227H34ZM61 228V227H60ZM172 228V227H171ZM182 228V227H181ZM16 229V228H15ZM36 229V228H35ZM63 229V228H62ZM161 229V228H160ZM13 230V229H12ZM37 230V229H36ZM156 230H159V228L158 229H156ZM155 230V231H156ZM161 230H163V229H161ZM2 231V230H1ZM20 231V230H19ZM164 231H166V232H164ZM178 231V230H177ZM169 232H171L170 230H169ZM162 233V232H161ZM164 233H168V231H167V228H166V230H163V234ZM261 233V232H260ZM112 234V233H111ZM162 234V235H163ZM166 234H164V235H166ZM170 234V233H169ZM160 235V234H159ZM161 235V236H162ZM168 235V234H167ZM259 235V234H258ZM29 236V235H28ZM175 236V235H174ZM77 237V236H76ZM80 237V236H79ZM85 237V236H84ZM39 238V237H38ZM107 238H108V236H107ZM161 238V237H160ZM163 238H166V240H168V238H169V236H165V237H162V239ZM207 238V237H206ZM155 239V238H154ZM151 239H149V245L151 246V244L150 243H156V242H151L150 241ZM156 240V239H155ZM202 240V239H201ZM208 240V239H207ZM212 240V239H211ZM75 241V240H74ZM73 241V242H74ZM147 241V240H146ZM157 241H158V239H157ZM164 241H165V239H164ZM262 241V240H261ZM77 243V242H76ZM158 243H160L159 241H158ZM157 243V244H158ZM157 244H156V247H157ZM165 244H166V242H165ZM165 244H162V245H165ZM168 244V243H167ZM149 245H148V247H149ZM155 245V244H154ZM33 246V245H32ZM78 246V245H77ZM159 246H161V245H159ZM154 247V246H153ZM217 247V246H216ZM264 247V246H263ZM150 248V247H149ZM149 248H147V249H149ZM164 248H165V246H164ZM147 249H145L146 251H147ZM156 249H158V247L156 248ZM166 249V248H165ZM258 249V248H257ZM151 250V249H150ZM159 250V249H158ZM168 250V249H167ZM254 250H256V249H254ZM146 251H143V254H144V252L146 253ZM150 252V251H149ZM158 252V251H157ZM182 252V251H181ZM153 253V252H152ZM166 253V252H165ZM261 253V252H260ZM148 254V253H147ZM147 254H145L146 256H147ZM153 254H156V253H153ZM149 255V254H148ZM168 255V254H167ZM135 256V255H134ZM138 256V255H137ZM137 256H136V258H137ZM140 256V255H139ZM141 256H143V255H141ZM149 256H151V254L149 255ZM256 256V255H255ZM133 257V256H132ZM155 257V256H154ZM260 257V256H259ZM149 258V257H148ZM152 259V258H151ZM150 259V260H151ZM173 259V258H172ZM139 260H141V259H139ZM138 260V261H139ZM149 260V261H150ZM153 260H154V258H153ZM198 260V259H197ZM253 260V259H252ZM133 261H135V260H133ZM137 261V263H139ZM257 261V263H258V260H256ZM136 262V261H135ZM151 262V261H150ZM153 262V261H152ZM155 262V261H154ZM141 263H143V262H141ZM148 263V262H147ZM161 263H162V261H161ZM256 263V262H255ZM134 264V263H133ZM145 264V263H144ZM153 264V263H152Z\"/></svg>","mask_w":264,"mask_h":264}]
</instances>
